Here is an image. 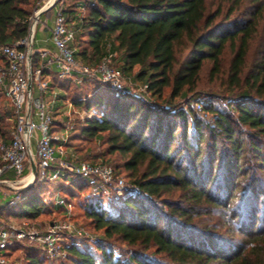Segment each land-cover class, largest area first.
I'll return each instance as SVG.
<instances>
[{
	"label": "trees",
	"instance_id": "obj_1",
	"mask_svg": "<svg viewBox=\"0 0 264 264\" xmlns=\"http://www.w3.org/2000/svg\"><path fill=\"white\" fill-rule=\"evenodd\" d=\"M37 5L38 0H0V48L28 35L27 19ZM63 5L76 30L77 59L99 63L113 53L115 66L147 83L148 94L162 101L122 95L83 75L43 73L49 87L65 92L64 99L68 89L95 86L72 98L86 116L79 127L76 110L70 112L67 143L78 132L101 135L107 155L119 153L125 160L114 166L67 156L110 165L117 176L123 166L137 189L119 196L110 185L108 193L96 195L87 179L70 170L53 180L37 176L27 187H4L0 223L9 224L6 215L36 218L49 203L61 205L45 197L51 183L64 197L58 184L64 180L71 190L79 191L78 184L90 188L86 214L102 231L94 241L87 239L90 243L73 238L65 244L66 264H264V0H75L72 5L63 0ZM83 36L88 47L81 48ZM37 54L34 45V67L41 62ZM205 75L233 99L219 104L218 97L199 98ZM3 119L0 111V139L9 142ZM64 127L55 120L52 131ZM10 195L15 203L13 197L7 200ZM115 241L131 248L127 257L116 253ZM27 243L57 260L29 240L11 246L10 260L13 250ZM26 264L45 261L29 253Z\"/></svg>",
	"mask_w": 264,
	"mask_h": 264
},
{
	"label": "built area",
	"instance_id": "obj_2",
	"mask_svg": "<svg viewBox=\"0 0 264 264\" xmlns=\"http://www.w3.org/2000/svg\"><path fill=\"white\" fill-rule=\"evenodd\" d=\"M46 16L43 19V16ZM49 19L53 20L50 28V38L55 51L38 49L41 62L37 67L32 64L29 52H34L35 38L41 25L47 29ZM29 23L28 35L14 44L2 46L0 49L4 63L0 64V87L13 107L15 124L11 132V140L6 142L0 139V201L7 195L4 187L21 189L31 185L38 176L41 180L56 179L63 170H70L87 179L92 192L99 195L102 190L106 193L109 186L116 188L117 194L123 196L131 189H137L134 184L121 176H117L112 166L102 163H93L88 160L72 161L65 149L68 134H61V130L52 131L55 120L47 110L41 97H34V83L40 90L49 87L48 79L43 77L45 70L54 71L59 78L83 75L92 79H100L108 83L112 89L122 95H132L138 98L148 97V84L127 80L121 68L114 65V54L104 56L99 63L91 67L84 64L75 56L73 42L76 30L69 25L64 12L63 0H38L34 12L27 19ZM32 83V90L29 83ZM149 98V97H148ZM72 107V104H70ZM201 110V104L196 102ZM39 118V122L35 118ZM67 132L71 129L68 121L65 124ZM36 133V134H35ZM33 139L36 140V150ZM55 144L57 146L55 147ZM58 165L54 167V165ZM36 166V177L32 166ZM53 169V172H50ZM13 172L15 179L4 176ZM32 175V179L28 177ZM17 198L13 197L11 203ZM57 202L67 204L64 197ZM69 230L77 235L87 234L82 227H75L69 220H56L45 229L0 223V264H12L7 255L11 246L17 241L29 240L43 246L48 255L55 259L65 258L67 253L62 245V232ZM91 238V237H89Z\"/></svg>",
	"mask_w": 264,
	"mask_h": 264
},
{
	"label": "rangeland",
	"instance_id": "obj_3",
	"mask_svg": "<svg viewBox=\"0 0 264 264\" xmlns=\"http://www.w3.org/2000/svg\"><path fill=\"white\" fill-rule=\"evenodd\" d=\"M74 1L75 0H68L69 5H72ZM45 18L46 16L44 15L43 19ZM48 24L49 26L46 30L42 29L41 27L42 24L39 26V30L35 38V49L36 50H38L40 46H45L51 43L49 42V38H50L49 36L50 28L49 27L53 26V20L49 19ZM260 33L261 34L264 33V21L262 22ZM80 39L82 40L78 42V45H80L81 48L88 47L87 42H86L87 37L83 36V38H80ZM257 40L260 41V37L255 39L254 46L256 45ZM37 58H39V55L37 56ZM227 58H228L227 61H229L230 56H228ZM78 59L84 64L89 65L91 67L95 66L98 63L97 61L96 62L95 61L93 62L84 61L82 57H78ZM0 63H1V54H0ZM208 79H209L208 76L205 75L203 84L201 86L202 90L198 96L199 98L212 99L213 97H218L220 98V101L217 102L219 104L220 102L226 103L233 99L232 97L225 96L227 92L223 87H220L216 83H210ZM127 80L131 81L129 77L127 78ZM93 87L90 86L89 84H86L83 86V89L81 90L78 88H75V89L67 88L68 94L64 99L63 95L65 94V92L62 89H59L56 87L55 88L48 87L45 90H40L38 88L37 83H34V97L35 98L41 97L46 104L47 110L51 113L54 120H60L64 122V125L68 122L67 117H70L71 115L70 112L71 111L74 112V110H76L74 116L78 119L77 120L78 123L80 122V124L78 125L80 127L81 122L83 121V118L86 116V112L83 111V108L76 107L75 104L72 103L73 102L72 98L74 95L81 93V92H84V95L90 94L93 91ZM169 91L170 89H167L165 94L168 95ZM148 97L155 104L162 102V101L156 102V99L152 98L151 95H148ZM178 101H181V100H178ZM71 103L73 104L72 107L70 106ZM180 103L182 105L183 100ZM11 109H12V105L9 99L5 95L2 96L0 94V111L4 117L1 125H2L3 131L5 132L4 136L6 138H10L12 129L15 124V117L12 115L13 111ZM195 109L197 111H201L197 108L196 104H195ZM35 119L37 122H39V118L36 117ZM60 132L61 134L63 133V134L69 135L66 128H63ZM106 139L107 138H103L101 135L98 136L97 138H94L91 136L84 135L81 132H78L72 137V140L65 145V149H66L67 154L75 153L76 155H79L81 159H88L91 161L94 160L97 162H101L104 160V162L108 164H112L114 166L123 165L125 158L121 154L115 153V154L107 155L108 144L106 142ZM33 143H34V149L36 150L37 144H36L35 139H33ZM56 146L57 144H55V147ZM119 170L121 174L120 176L124 177L128 181V183H130V177H129L130 172L126 170L123 166L122 167L120 166ZM50 172H53V169H50ZM10 177L12 179H15V175L10 176ZM29 178L31 179V176ZM77 180L78 179H76L75 182ZM58 184L63 186V190L61 194L66 199H68L67 204L54 205L53 202L49 203V205L44 208L42 214L36 218L26 217L25 215H19L18 217L19 219H16V220L14 219L15 217H12L14 220H11L7 215L3 216L2 218L5 219L6 221H9V223H12L15 225L28 224L29 227H36L39 229H45L47 225L51 223L52 221L69 220L71 223H73L75 227H82L87 231V234L77 235L76 232H70L69 230H64L62 232V242H61L62 245L72 242L73 238H79V240L82 241V244L80 245H84L85 243H87L88 242L87 239H90L91 241H94L95 239H97L98 236H100V234L102 233V231L97 230L95 228L94 222L86 214L87 213L86 208L88 206V203L91 200L90 188L86 186L84 187V185L79 186L80 184L77 183L79 187V191H76V190H71L67 186H65L66 184L64 180H60ZM54 187H55L54 183H51L49 185L48 188H49L50 194L45 197L46 201H50V199L52 198L57 200L59 199V197H61L56 194L55 192L56 190ZM5 192L7 193V191ZM12 197L13 195H10L7 198V200H10ZM114 243L116 244V250H115L116 253L127 257L131 248L123 242L115 241ZM29 253L39 254L41 257L44 258L45 264H66L68 263L67 261H65L66 257L57 259L55 261L49 260L48 257L41 251L39 247L37 248V246L28 245L27 243V245L26 244L19 245L13 250L12 255H11L12 264H26Z\"/></svg>",
	"mask_w": 264,
	"mask_h": 264
},
{
	"label": "crops",
	"instance_id": "obj_4",
	"mask_svg": "<svg viewBox=\"0 0 264 264\" xmlns=\"http://www.w3.org/2000/svg\"><path fill=\"white\" fill-rule=\"evenodd\" d=\"M42 27V26H41ZM42 29H45V28H43L42 27ZM46 30V29H45ZM50 35H51V33H50ZM49 35V36H50ZM49 42H51V43H49ZM49 44H47V45H45V46H40L39 47V50L40 49H49V50H51V51H55V46H54V44H53V42H52V40L49 38ZM4 176H8L7 174L6 175H4ZM8 177H10V176H8Z\"/></svg>",
	"mask_w": 264,
	"mask_h": 264
},
{
	"label": "water",
	"instance_id": "obj_5",
	"mask_svg": "<svg viewBox=\"0 0 264 264\" xmlns=\"http://www.w3.org/2000/svg\"><path fill=\"white\" fill-rule=\"evenodd\" d=\"M31 57H32V51L29 52V58H31ZM29 89L32 90V83H31V81L29 83ZM32 168H33V175H34V177H36V174H37L36 166L33 165Z\"/></svg>",
	"mask_w": 264,
	"mask_h": 264
},
{
	"label": "bare ground",
	"instance_id": "obj_6",
	"mask_svg": "<svg viewBox=\"0 0 264 264\" xmlns=\"http://www.w3.org/2000/svg\"><path fill=\"white\" fill-rule=\"evenodd\" d=\"M30 176H31V179H32V175H30ZM30 176H29V177H30ZM29 177H28V180H31Z\"/></svg>",
	"mask_w": 264,
	"mask_h": 264
}]
</instances>
